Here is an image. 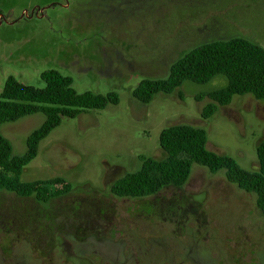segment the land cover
Listing matches in <instances>:
<instances>
[{"label": "rangeland", "instance_id": "rangeland-1", "mask_svg": "<svg viewBox=\"0 0 264 264\" xmlns=\"http://www.w3.org/2000/svg\"><path fill=\"white\" fill-rule=\"evenodd\" d=\"M231 37L264 47V0H0V91L9 75L41 87L40 73L56 69L72 77L77 92L119 95L117 104L62 118L40 142L21 180L60 176L63 183L49 186L72 189L37 209L61 212L80 202V218L95 225L98 207L112 209L110 227L147 226L169 241H197L214 257L223 251L229 262L264 264V215L255 195L229 183L222 171L194 164L182 186L146 198H114L110 192L114 180L139 168L140 155L164 156L158 137L172 124L204 128L209 150L247 170L258 168L264 100L237 95L203 118L211 102L204 94L224 85L222 77L206 84L185 81L147 104L132 96L142 79L165 77L172 62L194 46ZM44 118L38 112L0 126L14 154L25 151L27 136ZM31 203L0 190V219H16L17 210Z\"/></svg>", "mask_w": 264, "mask_h": 264}, {"label": "trees", "instance_id": "trees-1", "mask_svg": "<svg viewBox=\"0 0 264 264\" xmlns=\"http://www.w3.org/2000/svg\"><path fill=\"white\" fill-rule=\"evenodd\" d=\"M215 77H222L225 83L204 94L211 99L201 111L205 119L237 95L250 94L257 100H264V47L242 37L200 43L173 61L165 77L142 79L132 90V96L147 104L156 94H171L185 81L206 84ZM40 79L41 87L9 75L0 91V126L38 112L45 116L40 126L27 136L26 149L21 154H14L11 142L0 132V189L46 198L44 185L63 183L62 178L33 181L20 178L22 169L37 155L40 142L62 118H73L82 112L117 104L119 95L116 91L105 94L90 90L77 92L72 77L56 69L42 71ZM158 141L164 156L156 159L140 155L139 168L125 173L111 185L114 194L138 197L170 185L180 187L188 179L192 166L197 164L211 173L222 171L229 183L254 194L256 206L264 215V141L256 148V170H247L233 157L209 150L207 132L197 125H168L161 129ZM69 188L68 184L62 191Z\"/></svg>", "mask_w": 264, "mask_h": 264}, {"label": "flooded vegetation", "instance_id": "flooded-vegetation-1", "mask_svg": "<svg viewBox=\"0 0 264 264\" xmlns=\"http://www.w3.org/2000/svg\"><path fill=\"white\" fill-rule=\"evenodd\" d=\"M58 178L63 179L60 176ZM110 179L112 176L108 178ZM51 186L47 184L42 188L46 198H39L34 193L18 195L0 189L13 193L19 201L30 198L32 202L31 208L20 207L17 210L16 219L9 221L0 219V264L242 263L239 259H236V262H229V257L223 251L214 257L209 248L197 241L183 243L176 237L169 241L163 231L151 232L147 226L130 227L128 230H122L118 226L110 227L108 223H111L109 221L113 214L112 209L101 207L96 209L95 219L96 222H100L99 225L91 224L92 220L80 218L79 201L78 205H72L73 209L61 212L38 210L37 205L48 204L72 189L71 187L64 192L62 189L66 186L56 190ZM162 189L151 195L130 197L114 194L110 186L111 195L122 199L146 198L159 193ZM60 190L62 192L57 193ZM56 222L60 223L55 224ZM178 229L181 234L183 229L179 226Z\"/></svg>", "mask_w": 264, "mask_h": 264}]
</instances>
